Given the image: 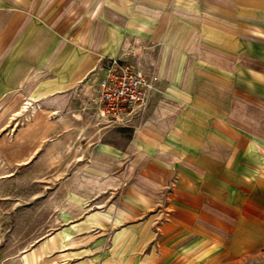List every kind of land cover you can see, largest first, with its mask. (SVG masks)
Returning <instances> with one entry per match:
<instances>
[{"label":"crops","instance_id":"obj_1","mask_svg":"<svg viewBox=\"0 0 264 264\" xmlns=\"http://www.w3.org/2000/svg\"><path fill=\"white\" fill-rule=\"evenodd\" d=\"M110 59L156 77L125 126L97 118ZM23 102L40 106L19 163L76 159L72 205L99 213L46 261L264 264V0H0V105ZM90 188L121 190L117 219L85 207ZM92 226L114 230L106 251L64 253Z\"/></svg>","mask_w":264,"mask_h":264},{"label":"rangeland","instance_id":"obj_2","mask_svg":"<svg viewBox=\"0 0 264 264\" xmlns=\"http://www.w3.org/2000/svg\"><path fill=\"white\" fill-rule=\"evenodd\" d=\"M39 106L23 102L14 110L16 108L12 109L11 104L0 105V264L64 263L59 260L46 261V258L56 259L58 256L55 250L46 251L49 250V238L73 222L86 221L92 218V214H99L81 211L76 204L72 205L76 200L74 197L86 191L82 187L85 181L78 180V173L72 172V167L76 169V159L66 157L56 160L54 157L37 158V155L26 163H19L23 150L14 148L15 145L11 143L24 140L19 131L24 124L37 119L33 114ZM53 139V136L49 138ZM44 150L53 151L51 148ZM89 191L90 197L85 207L96 209V206H100L101 211L110 210L105 214H109L111 220L117 219L121 190L114 191L110 197L109 193L104 197L102 193L93 195L91 188ZM100 215L102 217L98 221L108 217ZM94 227L80 230L86 239L67 245L64 248L68 250L64 253L106 251L110 233H114V230L104 232ZM103 239L106 246L96 249V243ZM93 264H102V260Z\"/></svg>","mask_w":264,"mask_h":264},{"label":"built area","instance_id":"obj_3","mask_svg":"<svg viewBox=\"0 0 264 264\" xmlns=\"http://www.w3.org/2000/svg\"><path fill=\"white\" fill-rule=\"evenodd\" d=\"M156 88V77L139 72L121 59H110L98 85L97 118L108 127L125 126L137 109H144Z\"/></svg>","mask_w":264,"mask_h":264}]
</instances>
